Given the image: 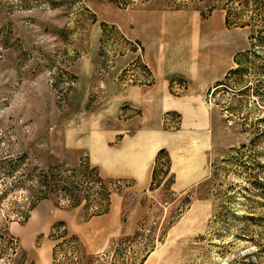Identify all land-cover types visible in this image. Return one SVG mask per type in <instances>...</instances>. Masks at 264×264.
Wrapping results in <instances>:
<instances>
[{
	"label": "rangeland",
	"instance_id": "rangeland-1",
	"mask_svg": "<svg viewBox=\"0 0 264 264\" xmlns=\"http://www.w3.org/2000/svg\"><path fill=\"white\" fill-rule=\"evenodd\" d=\"M116 1L121 5L113 0H0V264H137L143 256L141 264H264V206L241 190L244 184L252 189L245 177L264 178V167L256 165L264 164V141L251 149L245 129L264 110L248 102L231 117L224 110L235 108L243 96L231 99L229 90L198 95L208 116L204 130L186 132L177 115L162 116L167 155L198 164L200 178L190 184L178 185L169 172L166 186L149 190V181L141 190L132 179L101 176L85 151L75 147L81 139L77 134L96 120L114 58L129 46L135 49V41L125 42L114 22L106 21L126 29L136 14L179 12L175 16L196 26V37L189 38L195 41L191 59L217 81L234 67L233 56L249 49L251 30L224 24V1L129 0L126 6ZM232 6L239 9L236 2ZM251 8H244L243 17ZM102 22L107 27L101 31ZM132 70L134 76L122 75L121 81L146 85L139 66ZM175 83V94L182 95L185 82ZM139 113L121 107L118 116L137 120ZM73 132L77 139L72 142ZM237 154L240 161L222 162ZM161 164L162 159L155 185L166 181ZM44 175L48 186L75 187L81 198L88 190V200L105 189L108 215L102 228L84 224L91 217L83 200L77 209L69 208L56 190L45 193ZM226 207L235 214L251 213L253 219H231ZM58 222L66 238L76 239L52 255L61 242L50 239ZM6 233L13 238L10 250Z\"/></svg>",
	"mask_w": 264,
	"mask_h": 264
},
{
	"label": "crops",
	"instance_id": "crops-1",
	"mask_svg": "<svg viewBox=\"0 0 264 264\" xmlns=\"http://www.w3.org/2000/svg\"><path fill=\"white\" fill-rule=\"evenodd\" d=\"M177 13L136 14L126 29L118 22L106 21L114 22L122 37L135 41L140 50L125 51L114 58L109 77L104 78L108 88L97 109L96 120L77 134L81 139L75 147L85 151L88 163L101 176L132 179L141 190L151 181L156 152L169 149L167 136L160 128L162 116L177 115L186 132L206 129L208 116L204 101L198 95L206 94L211 83L217 81L204 74L205 66L199 67L191 59L195 41L189 38L196 33V26L182 21L180 16H175ZM136 59L150 74L149 85L127 84L119 79L121 71ZM176 81L185 82L182 95L174 92V87L178 88ZM121 107L139 110L137 120L136 117L121 119L118 116ZM74 135L75 132L70 135L72 142L77 139ZM169 159V172L175 175L178 185L200 178L198 164L192 158L181 159L172 154ZM107 215L88 218L84 224L101 229L100 224L106 223Z\"/></svg>",
	"mask_w": 264,
	"mask_h": 264
},
{
	"label": "trees",
	"instance_id": "trees-1",
	"mask_svg": "<svg viewBox=\"0 0 264 264\" xmlns=\"http://www.w3.org/2000/svg\"><path fill=\"white\" fill-rule=\"evenodd\" d=\"M122 5L126 6L128 5L129 0H121ZM124 1V2H123ZM218 1H224L222 8L224 10V24L226 26H232V27H238V28H249L250 34L248 36L249 41V49L246 51H243L239 54H236L232 58V63L234 67L228 69L225 74L223 75L221 80H218L214 83V85L207 91V94L214 95L218 91L222 90H229L231 99H234V97H241L243 96L245 100H239L240 104L237 105L235 108L232 107H226L224 110L228 115L231 117L233 114L236 115V111L239 108L240 105L244 107V103L248 102V104L252 106H256L259 110H264V0H218ZM113 2L117 5H121L116 0ZM237 3L239 6V9L234 8L232 5L234 3ZM251 5L252 8L249 11L251 14L249 16L243 17L245 15V7ZM241 16V18H240ZM241 19V21H240ZM113 26V25H110ZM107 27V24L102 22L100 24V30L102 31ZM113 28V27H112ZM114 29V28H113ZM124 40V39H123ZM125 42H128L126 39ZM129 43V42H128ZM135 45V49H133L129 44L128 49H125V51H139V46L136 42L133 43ZM125 51H121L118 55L123 54ZM140 70L146 74L147 76V84L151 83L150 74L146 70V68L141 65L138 59H136L132 64H130L128 67L123 69L120 73L119 79L121 80L123 78L122 75H125L126 72L132 71L134 67H138ZM209 92V93H208ZM230 105V104H229ZM264 122V115L257 118L253 124H249L245 129L249 131L251 140L249 142L250 148L255 149L256 145L264 141V124L260 125ZM251 127V128H250ZM251 129V130H249ZM237 153V152H235ZM228 155V154H227ZM241 158V154H237L236 156L230 155V156H224L222 158V162H229L234 163V160H238ZM162 159L161 167L163 168V171L161 172V175L163 176V180L166 179V181L159 183L158 185H155V174H156V165L159 163V160ZM11 162V161H10ZM239 164L243 162H238ZM216 163H211V165H215ZM258 167H264V164H256ZM170 159L167 155L166 151L163 149H159L154 157L153 161V167L151 170V181H150V187L149 190H154L157 188L160 184L162 186H166L167 178H169V171H170ZM212 169V168H211ZM212 173V172H211ZM250 175V174H249ZM44 185H45V193L51 191H57L58 196L63 197V201H65L67 207L74 208L80 205L81 200H83L84 206L83 209L87 213V217L92 216H98L102 215L107 212L108 209V193L105 189L100 188L101 191L97 193L98 198H95L94 200H88V190L84 192L83 197H80V190L76 189L75 187L71 186H60V188H57V186H48L46 181L48 180V176L44 175ZM245 182L248 183V185H251L252 189L248 190V187L245 186V184L242 186L241 190L243 191H249L253 196L260 199L262 202H256L259 206H264V178L255 176H247L245 177ZM230 188H235V184L231 185ZM42 197H46V194ZM232 198V197H230ZM229 198V199H230ZM40 199V198H39ZM87 199V200H86ZM96 200V201H95ZM95 204V205H94ZM35 204H32L29 208H33ZM29 208L27 210H29ZM90 209H94L92 212H89ZM26 210V212H27ZM227 215L232 218H240L243 220H252L253 216L250 214H235L233 212V208L226 207ZM23 212H21V216H23ZM24 220L26 219V216L22 217ZM137 233H135L133 236H136ZM7 237H9L10 244H6V248L9 250L14 246L12 244L13 238L7 234ZM67 232L65 230V227L62 222H58L55 226L51 228V235L50 239L52 241L60 240L61 242H58L54 244L53 246V253L52 255H55V252L57 249H60L63 244H66L68 240H75V236H69L66 238ZM151 247L147 248L146 250H150ZM148 252V251H146ZM144 260V256L138 261L137 264H141Z\"/></svg>",
	"mask_w": 264,
	"mask_h": 264
},
{
	"label": "built area",
	"instance_id": "built-area-1",
	"mask_svg": "<svg viewBox=\"0 0 264 264\" xmlns=\"http://www.w3.org/2000/svg\"><path fill=\"white\" fill-rule=\"evenodd\" d=\"M131 72H133V70L132 71H129V72H126V75H129V74H131ZM140 74H143L144 75V77L146 78L145 79V82H147V76H146V74L145 73H143L142 71L139 73V75ZM138 75V74H137ZM127 78L129 79H133V76L132 75H130V76H127ZM141 78V77H140ZM129 82L131 81V80H128Z\"/></svg>",
	"mask_w": 264,
	"mask_h": 264
}]
</instances>
